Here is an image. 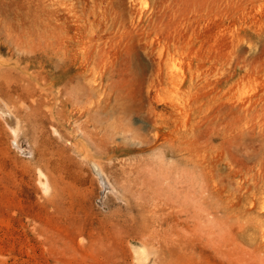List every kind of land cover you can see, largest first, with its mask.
<instances>
[{
  "label": "rangeland",
  "instance_id": "374dc122",
  "mask_svg": "<svg viewBox=\"0 0 264 264\" xmlns=\"http://www.w3.org/2000/svg\"><path fill=\"white\" fill-rule=\"evenodd\" d=\"M0 102V264H264V0H0Z\"/></svg>",
  "mask_w": 264,
  "mask_h": 264
},
{
  "label": "bare ground",
  "instance_id": "6f19581e",
  "mask_svg": "<svg viewBox=\"0 0 264 264\" xmlns=\"http://www.w3.org/2000/svg\"><path fill=\"white\" fill-rule=\"evenodd\" d=\"M3 102V101H1ZM0 102V115L3 117V119L6 121L7 125L11 128L12 131L16 132L17 128V118L14 116V114L11 112L9 107L7 106L6 103H1ZM97 171L100 174H103L102 169L96 165Z\"/></svg>",
  "mask_w": 264,
  "mask_h": 264
}]
</instances>
